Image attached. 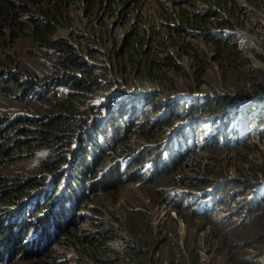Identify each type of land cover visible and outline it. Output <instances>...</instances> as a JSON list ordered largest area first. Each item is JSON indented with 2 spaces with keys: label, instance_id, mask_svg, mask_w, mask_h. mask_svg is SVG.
<instances>
[{
  "label": "rangeland",
  "instance_id": "1",
  "mask_svg": "<svg viewBox=\"0 0 264 264\" xmlns=\"http://www.w3.org/2000/svg\"><path fill=\"white\" fill-rule=\"evenodd\" d=\"M16 1L27 2V0ZM187 12L198 14V16L194 15L193 20L198 21L202 17L209 19L212 22L203 24L205 28L216 29L217 37L220 40L229 39L228 46L231 50L232 44L234 45L233 64L235 67L226 68L224 73L222 72L220 65L215 61L217 55L215 46L206 39L204 29L197 24L181 21ZM63 14L65 23L60 26L57 34L67 39L82 53L84 58L94 63L107 65L110 69L113 65L118 69H124L125 71L120 73L121 77L118 83L122 84L129 80L125 83L127 85L124 88L147 92L155 90L150 91L152 94L150 95L149 92L148 96L149 99L157 101L148 104L141 101V108L142 106L148 108V113H142L140 109L130 117L131 120L145 122L144 125L148 130L143 131L144 134L151 133L152 127L160 120L158 117L157 122L152 123L154 115L166 116L164 110H161L160 100L164 98L168 100L167 106L171 104L172 96L167 95L177 90L173 89L169 93L175 84L180 85L178 88L180 90L213 93L217 96L218 101L225 100L223 97L229 94L232 96L240 92L262 91L260 88L264 86V0H228V3L224 5H217L215 1L210 3L206 0H72L66 5ZM92 35H95L97 39H93ZM24 40L19 39L15 44L9 41L10 44H13L12 47L0 46V70L7 77L13 76L14 72H17L18 76H28L30 75L29 71L41 70L43 67L48 68L47 64H43L32 54L29 50L30 45ZM140 40H143L142 43L150 44V48L147 53L135 55L131 45L133 41ZM180 45L184 47L183 50H179ZM166 46L171 57L166 55L162 58L163 55H160L156 48L164 49ZM188 46L189 49H186ZM197 47L203 64H200L192 54H189ZM42 57L46 61H51L45 55ZM159 58L166 61V67L160 73L162 79H165L162 86L152 84L150 75L139 70L140 59L147 61ZM111 74L113 73L111 72ZM100 78H103V81L108 79L105 75H100ZM39 93L41 95L39 99L37 96L35 99L21 98L19 93L13 98L0 97V116H2L0 133L4 131L9 133L5 143L14 146L12 156L6 159L0 168L1 174L6 178L16 179L17 187L21 188L26 186L28 179L32 176L45 173L46 181L53 186L51 191H47L48 196L52 193L49 200L46 201L45 196L41 198L42 202L37 198L43 192L45 194L43 187H47V184L34 189L23 200L27 202L25 207L23 201L12 206L7 204V199L0 197V226L1 221L4 220H7L9 226L0 238V242L3 244L0 246V254L2 253L4 256L3 259H0V264H97L87 258V253H82L79 250L74 243L73 236L78 232L85 234L91 230L102 229L106 222L118 223L121 217L127 216L130 208L143 207L140 203L150 206L151 224L157 234L158 244L169 239L168 249L172 246L174 248L178 246L180 249L184 239L193 240L196 237L199 239L190 241L191 244H197L200 249H206L208 241H212L214 236L219 233L218 228L213 227L209 222L211 221L210 217L215 216L193 215L190 207L179 204L182 209V216H180L174 209V206L178 205L175 197L179 195L178 192L172 195L171 185H177L180 188H197L201 185L202 187L209 185L221 178L223 179L221 192L223 196L230 194L232 201L229 202L228 208L221 205L219 211L224 213L226 209L235 208L229 214L225 212L222 218H227L230 221L235 220V223L250 221L254 218L253 215L257 212L258 207L254 214L249 213L248 208L246 209L250 204L247 196L250 194L254 179L264 177V136L261 133L252 132L239 145L226 147L224 144L211 143L209 146H203L201 135L209 128L207 123L195 125L194 133H190V127L185 128L186 136L192 137L194 134L197 144L191 151L185 152L184 159L173 168L174 176L164 174V170H157L152 175V179L141 182L136 179L137 177L131 179V173H129L117 192L100 191L97 196H91L86 203L75 205L72 213L63 209V218L59 222L58 234L50 236L51 239L45 243L42 249L37 246L43 241V238L40 242L33 244L35 246H32L25 240L30 238L32 227L37 226L34 225L35 217L40 216L41 222L51 221L52 215L55 213L53 215L55 218L60 214L61 208H64L67 203V197L72 194L67 175L74 171L72 159L75 147L83 145L80 140H71L64 157L69 160L62 161V167L47 171L44 166L40 165L42 158L47 157L52 161L59 151H64L66 146L62 141L57 145L56 151H52V153L46 150L45 144L43 146L37 144L34 129L38 124L37 117L40 116L38 111L43 112L48 104L45 92L41 90ZM126 95L123 92H118L113 98L118 97L119 100L127 101L128 96ZM94 96L92 100L96 101L101 97V95ZM113 98L102 103V107L104 106L101 110L102 113H105L106 104ZM173 99L176 100L177 97L174 96ZM123 101L122 103H124ZM185 101H187L185 114L180 116L176 122L185 120L192 114L191 112L197 111L195 109L197 103H190L187 97ZM255 113L254 108L252 115ZM140 114L142 116L136 118ZM102 122L105 123L103 120ZM203 122H207L206 119ZM258 122L255 120L251 129ZM144 134L135 133L131 136L129 149H132V153L137 149H139V153L143 146L147 147L149 144L156 143V141L153 143ZM84 139H86V135ZM188 147L189 145L185 150ZM146 154L148 151L143 155ZM143 175L141 174V176ZM99 176L100 174H97V177ZM160 176L165 178L166 183L161 189H156L155 185L159 183ZM156 180V184H153ZM227 180L229 182L224 184ZM55 185L56 187H54ZM77 191L79 190L77 189ZM163 191L165 192L163 193ZM163 194L164 196H162ZM62 201H64L63 205H61ZM33 203L42 204V209L32 210ZM22 207L28 215L31 214L25 218L28 221L26 224L24 219L19 218L23 215ZM6 215L8 217L5 219ZM231 223L228 222L229 225ZM144 226H149V224L145 222ZM51 227H53L52 224ZM71 229H73V233L68 232ZM47 234L44 232L43 237ZM14 236L27 242L26 246L16 247V244L13 243L18 239H15ZM137 238L126 225L117 226L108 239V245L112 249L122 250L128 244H136ZM243 241L246 242L247 237ZM263 245L264 242L254 243L248 249L251 252L261 249L255 256V260L258 262L264 261ZM8 255L9 258L5 259ZM105 255L108 264H126L116 251H110L103 257ZM174 256L175 254L168 250L163 264L173 263L171 257ZM178 261L179 258L176 259L175 264H179ZM128 264L142 263L132 261ZM144 264L150 263L145 262Z\"/></svg>",
  "mask_w": 264,
  "mask_h": 264
},
{
  "label": "trees",
  "instance_id": "2",
  "mask_svg": "<svg viewBox=\"0 0 264 264\" xmlns=\"http://www.w3.org/2000/svg\"><path fill=\"white\" fill-rule=\"evenodd\" d=\"M206 1L210 3L215 1L217 5L228 3V0ZM71 2L72 0H27V2L19 3L16 0H0V46L12 47L17 40L25 39L24 41L30 45L29 50L32 54L48 66V68L43 67L41 70L29 71L30 75H23L24 78L21 75L18 76L17 72H14L13 76L7 77L0 70V97L13 98L19 93L21 98L35 99V96H37L39 99L41 90L47 95L48 104L43 112L38 111L40 116L37 117L38 124L34 129L36 131L37 144L40 146L45 144L46 150L51 152H55L57 145L62 141L66 146L64 151H59L52 161L47 157L42 158L40 165L44 166L47 171L62 167V163L69 160L64 157L66 148L69 147L72 139L73 141L74 139L80 140L83 144L82 147H75L72 159L74 171L67 175L69 189L72 192L67 197V200L72 203L74 208L75 205H80L82 202L86 203L91 196H97L100 191L117 192L129 173H131V179L137 177L136 179L141 182L152 179V175H148L146 171H139L143 162L142 157L128 161L126 164L122 160L125 155H131L132 153V149H129L131 136L135 133L144 134L143 131L148 130L147 126L144 125L145 122H141V120L134 121L125 117L130 105L127 104V101H118V97H114L106 104L105 112L107 114H103L101 111L104 108L102 103L108 102L110 95H116L118 89L125 90L124 87L127 85L125 83L129 80L118 84L121 77L120 73L125 70L122 68L118 69L115 65L110 69L107 65L88 61L67 39L57 34L60 26L65 23L63 21L65 20L63 19V12L66 5ZM194 15L198 16L196 12H187L181 21L197 24L200 28L208 29L203 24L212 21L205 17L198 21L193 20ZM217 36L216 29L206 33V39L211 41L217 51L215 61H217L224 73L226 68L235 67L233 64L235 57L234 45L232 44L231 50L228 46L230 44L229 39L220 40ZM92 38L97 39L95 35H92ZM9 41H12L13 44H10ZM142 42L143 40L133 41L131 48L135 55L149 51L150 44ZM167 46L164 49L156 48V51L163 55L162 58L166 55L171 57ZM183 48L180 45L179 50H183ZM186 49H189V46ZM189 54H192L200 64H203V60L199 56L198 47ZM43 55L49 57L51 61H46L42 57ZM162 58L149 59L147 61L144 59L139 60V70H142L143 73H148L151 78L150 82L158 86H162L165 80L162 79L160 74L166 67V61ZM100 75H105L108 79L103 81ZM179 87V84L173 85L169 93L173 89L177 90L167 96L176 93ZM260 89L264 91V86ZM131 90L135 91L134 89ZM137 91L140 93H138V96H134L133 100L141 99L144 104L155 101V99H149L148 96L150 91L155 90L148 92ZM151 94L152 92H150ZM94 95L107 97H100L96 101L92 100ZM228 97H223V99L227 101ZM160 101H164V98ZM221 101L222 99L217 104L220 105L219 102ZM206 103L209 104L208 107L211 106L209 111L215 108L213 107L215 105L211 102L206 101ZM186 109V104L181 103V112L185 113ZM144 113H146V110H144ZM1 118L2 116H0ZM102 120L105 121L104 124L103 122L101 123ZM171 123L172 119L161 120L152 127L151 133H146L144 136L151 139L153 143L161 141ZM85 135L86 139H84ZM8 136L9 133L5 131L0 133V168L4 165L6 159L12 156L11 153L14 151V146L5 143ZM153 145L144 146L141 154L147 152ZM131 171L135 172L132 173ZM97 174H100V176L97 177ZM141 174L144 175L141 176ZM164 174L174 176V170L168 168L164 171ZM46 178L45 173L32 176L28 179L26 186L20 188L17 187L18 181L16 179L6 178L0 172V197L7 199V204L16 206L25 200L34 189L45 186L44 184L46 183L47 187H43L45 194L43 192L39 197L37 196V199L42 202L41 198L46 196L47 201L52 194L48 196L47 191H51L53 186L46 181ZM158 180V184H156L157 180L153 184H156V189H161L166 183L164 181L165 178L160 176ZM26 204L27 202L23 203L24 207ZM63 204L64 201L61 202V205ZM140 204L143 207L130 208L127 216L121 217L118 223L106 222L102 229L91 230L85 234L78 232L73 236L74 243L82 253L88 254V259L93 260L97 264H108L106 255L104 257L103 255L108 254L110 251H116L121 256L120 259L126 264L132 263V261H138L142 264L145 262L163 264L168 250L175 254L174 257H171V262L173 263L168 264H175L177 258H179V264H264V261L258 262L255 260L256 254L261 249L256 252L248 251L254 243L264 242V198H262V203L258 209L250 203L249 207L253 208L248 210L249 213L254 214L257 209V212L253 215L254 218L250 221H237L235 223V220L230 221L227 218H222L223 216L217 217L218 219L209 216L210 224L213 227H217L219 233L214 236L212 241H208L206 249H200L197 244H191L193 240L197 241L199 239H196V237L193 240L184 239L180 249L178 246L176 248L172 246L168 249L169 239H165L158 244L157 234L151 224L150 206ZM179 204L175 205L174 208L182 216V209ZM41 205H39L40 207L38 206L39 210L42 209ZM63 209L62 207L60 214L55 218H53L55 213L52 215V220H55L58 226L63 218ZM22 210L23 215L19 218L25 220L31 214L28 215L23 207ZM191 212L193 215H200L192 209ZM7 217L8 215L5 216V219ZM145 222L149 226H144ZM228 222L232 223L229 225ZM26 223H28L27 220H25ZM124 225L138 237L137 243L134 245L128 244L122 250L112 249L108 245V239L117 226ZM8 227L7 220L1 221L0 238H2ZM73 229L68 232L73 233ZM14 237L18 239L13 243L16 244V247L22 248L26 246V240H19L17 236ZM245 237H247L246 242L243 241ZM1 245L3 246L2 242H0ZM1 250L3 249L1 248Z\"/></svg>",
  "mask_w": 264,
  "mask_h": 264
},
{
  "label": "clouds",
  "instance_id": "3",
  "mask_svg": "<svg viewBox=\"0 0 264 264\" xmlns=\"http://www.w3.org/2000/svg\"><path fill=\"white\" fill-rule=\"evenodd\" d=\"M211 30V28L204 29V33L206 34ZM117 92H123V94H127L126 96H128L127 104L130 105V108L125 114V117L130 118L132 114L138 112L140 109L142 113H144V110L148 113V108H144L143 106L141 108V99L133 100L134 96H138V93H140L139 91H133L126 87L125 90L122 91L118 89ZM113 96L115 95H110V98H113ZM171 96L172 102L169 106H167L168 100L164 99V101H161V110H164L163 112L166 113V116L154 115L152 117L154 120H151L152 122H157L158 117H160L159 121L172 119V123L168 126L163 139L157 141L153 147L148 150V154L146 155L141 154L142 150L138 153L139 149L131 153V155H125L122 158L124 164L142 157L143 162L140 165L139 171H146L148 175H153L157 170L166 171L168 168L173 169L184 159L183 155L185 152L191 151L192 148L196 147L197 139H195V135L193 134L192 137H188L185 131L186 127H190V133H194L196 128L195 125H205L208 123L209 128L203 131L201 135L203 146H209L211 143L224 144L226 147H228V145H239V143L247 139L252 132L261 133L262 136H264V91H257L255 93L240 92L229 97L226 96L228 97L227 101L222 100L221 103L219 102L220 105L217 104V96L209 92L199 93L193 90L179 89L176 93L170 95V97ZM174 96L177 97L176 100L173 99ZM186 97L190 103H197V107L195 108L197 111L191 112L192 114L185 120L176 122L180 116H184L185 114L181 112V103H185L187 106V101H185ZM155 101L157 100L155 99ZM206 101L215 105L213 106L215 108L209 111L211 106L208 107L209 104H205ZM254 108L256 113L252 115ZM103 114H107V112ZM140 116H142V114L138 115L136 118H140ZM205 119L207 122H203ZM255 120L259 122L251 129ZM188 145L189 147L185 150ZM221 181H223V179L220 178L218 181L209 185H203V187L201 185V187L197 188H180L177 185H171V191L172 195L178 192L179 196L175 197L177 204L180 203L184 206H188L200 215L221 217L225 212L229 214L232 209H235L234 207L232 209H226L225 212L223 211L224 213L219 211L221 210V205H225L224 207L228 208L229 202L232 201V196L230 194L223 196L221 192L223 183H221ZM227 182H229V180L224 182V184ZM251 187L247 200L254 206L259 207L262 203V198H264V177L255 178ZM223 201L225 203H222ZM66 204L71 203L67 200ZM249 206L250 204L246 207V209L248 208L247 211L253 208Z\"/></svg>",
  "mask_w": 264,
  "mask_h": 264
},
{
  "label": "bare ground",
  "instance_id": "4",
  "mask_svg": "<svg viewBox=\"0 0 264 264\" xmlns=\"http://www.w3.org/2000/svg\"><path fill=\"white\" fill-rule=\"evenodd\" d=\"M40 204L33 203L32 210L35 208H38ZM65 209L68 210L70 213L73 211V206L71 204H65ZM34 216V215H33ZM34 225H37L35 228L32 227L31 235L27 242H30L32 246H35L33 244L40 242V240L43 238V241L38 244L37 247H41V249L44 247L45 243L51 239V237L56 236L59 232V226L57 225L55 220L49 221V222H41L40 216L35 217ZM51 224L53 227H51ZM46 229V230H45ZM44 232L48 233L44 236ZM51 236V237H50ZM25 238V237H23ZM2 253L0 254V259H3ZM9 258V255L5 257Z\"/></svg>",
  "mask_w": 264,
  "mask_h": 264
}]
</instances>
